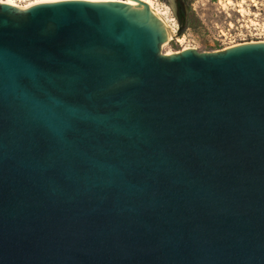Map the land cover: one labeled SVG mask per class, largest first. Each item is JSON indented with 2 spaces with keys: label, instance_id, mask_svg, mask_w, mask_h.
I'll return each mask as SVG.
<instances>
[{
  "label": "water",
  "instance_id": "1",
  "mask_svg": "<svg viewBox=\"0 0 264 264\" xmlns=\"http://www.w3.org/2000/svg\"><path fill=\"white\" fill-rule=\"evenodd\" d=\"M136 2L0 4V264H264V42Z\"/></svg>",
  "mask_w": 264,
  "mask_h": 264
},
{
  "label": "rangeland",
  "instance_id": "2",
  "mask_svg": "<svg viewBox=\"0 0 264 264\" xmlns=\"http://www.w3.org/2000/svg\"><path fill=\"white\" fill-rule=\"evenodd\" d=\"M150 1L173 28L172 37L160 47L161 54L186 47L209 53L243 43L264 42V0Z\"/></svg>",
  "mask_w": 264,
  "mask_h": 264
},
{
  "label": "bare ground",
  "instance_id": "3",
  "mask_svg": "<svg viewBox=\"0 0 264 264\" xmlns=\"http://www.w3.org/2000/svg\"><path fill=\"white\" fill-rule=\"evenodd\" d=\"M19 1H29V0H0V4H7L9 6H12L16 9H26L30 6L37 5V4H44V3H54V2H61V1H76V0H32L26 4L20 5L18 4ZM78 1H86V2H121L124 4H128L131 6H137L138 3L136 1H141L149 7L150 12L155 16V18L166 28L167 33L165 34L166 40H169L172 37L173 34V28L170 24H168V21L163 16V14L154 7L152 2L150 0H78ZM236 46V45H235ZM232 47V46H231ZM188 49L183 48V50ZM167 54H170L167 52Z\"/></svg>",
  "mask_w": 264,
  "mask_h": 264
},
{
  "label": "flooded vegetation",
  "instance_id": "4",
  "mask_svg": "<svg viewBox=\"0 0 264 264\" xmlns=\"http://www.w3.org/2000/svg\"><path fill=\"white\" fill-rule=\"evenodd\" d=\"M180 14H181V15H179V16H180V18L182 17V18H181V20H182V19H184V18H183V16H182V13H181V12H180Z\"/></svg>",
  "mask_w": 264,
  "mask_h": 264
},
{
  "label": "trees",
  "instance_id": "5",
  "mask_svg": "<svg viewBox=\"0 0 264 264\" xmlns=\"http://www.w3.org/2000/svg\"><path fill=\"white\" fill-rule=\"evenodd\" d=\"M181 13H182V16H183V18H184V12L183 11H181ZM182 18V17H181Z\"/></svg>",
  "mask_w": 264,
  "mask_h": 264
}]
</instances>
